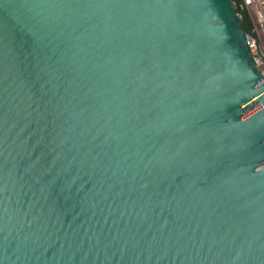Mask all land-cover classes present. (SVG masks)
<instances>
[{"label":"water","instance_id":"95a60500","mask_svg":"<svg viewBox=\"0 0 264 264\" xmlns=\"http://www.w3.org/2000/svg\"><path fill=\"white\" fill-rule=\"evenodd\" d=\"M234 0H0V264H264V76Z\"/></svg>","mask_w":264,"mask_h":264},{"label":"built area","instance_id":"2783aa9c","mask_svg":"<svg viewBox=\"0 0 264 264\" xmlns=\"http://www.w3.org/2000/svg\"><path fill=\"white\" fill-rule=\"evenodd\" d=\"M240 6L249 14L256 37L245 33L248 50L255 66L264 76V0H240Z\"/></svg>","mask_w":264,"mask_h":264},{"label":"trees","instance_id":"16d2710c","mask_svg":"<svg viewBox=\"0 0 264 264\" xmlns=\"http://www.w3.org/2000/svg\"><path fill=\"white\" fill-rule=\"evenodd\" d=\"M236 2V9L242 16L241 21V27L245 33L248 35H251L253 37H256L255 30L253 28V24L251 21V18L248 14V12L240 6L241 1L240 0H234Z\"/></svg>","mask_w":264,"mask_h":264},{"label":"snow or ice","instance_id":"6c2138e0","mask_svg":"<svg viewBox=\"0 0 264 264\" xmlns=\"http://www.w3.org/2000/svg\"><path fill=\"white\" fill-rule=\"evenodd\" d=\"M175 2H176V3H179V2H180V0H175Z\"/></svg>","mask_w":264,"mask_h":264}]
</instances>
